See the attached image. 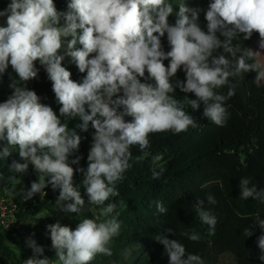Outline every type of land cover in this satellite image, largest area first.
Masks as SVG:
<instances>
[{"label": "clouds", "instance_id": "obj_1", "mask_svg": "<svg viewBox=\"0 0 264 264\" xmlns=\"http://www.w3.org/2000/svg\"><path fill=\"white\" fill-rule=\"evenodd\" d=\"M173 14L175 21L170 24L168 18ZM0 18H4L0 76L10 66L18 78L11 79L12 95L0 103V158L5 160L12 149H18L24 162L13 160L9 170L26 173L31 164L39 174L30 188L21 189L25 201L51 186L53 191L59 190L56 202L61 211L79 215L86 201L74 183L78 171L88 205L100 210L99 219L79 220L74 230L59 221L46 225L58 264H91L97 255H112L109 245L119 235L121 222L111 198L119 195L117 184L131 167L133 146L145 152L151 134L178 135L190 126L195 128L196 120L186 113L185 105L193 111L203 105L204 117L225 126L230 116L225 102L235 95L236 87L230 77L255 71V82L259 85L264 80V66L247 62L260 52L233 45L241 34L243 40H249L255 32L259 48L264 49V0H213L205 13L207 31L199 25V9L181 2L174 12L168 0H69L66 11L58 10L54 0H10L0 10ZM165 34L170 46L167 52L161 42ZM66 56L80 73H86L80 82L71 79L72 73L62 66ZM37 61L52 82L61 105L59 116L40 103L34 90L17 86L38 78ZM181 68L186 79L173 83ZM226 85V96L215 91ZM177 88L185 94L183 101L170 95ZM188 93L195 98L190 99ZM126 116L132 120L126 121ZM61 117H79L81 123L76 127L83 132L90 124L95 129L86 169L71 166L82 159L76 155L69 160L78 152L82 137L62 123ZM161 159L160 155L152 159L159 168L152 169L154 180L164 174ZM8 179L15 181L12 176ZM239 191L241 199L251 197L264 204V189L250 186L249 178L239 180ZM206 199L208 204H216L213 195ZM193 207L201 223L215 234L218 219L205 207V200L197 198ZM156 208L159 213L167 212L159 201ZM255 221L264 232V219L257 216ZM252 234L251 228L245 229L247 237ZM174 235L172 228H165L155 236L168 264H205L201 255L187 252L183 243L169 238ZM181 235L193 242L202 238L195 229ZM257 243L258 258L264 261V234ZM25 244L33 255L23 264H53L47 257L40 258L44 247L32 236Z\"/></svg>", "mask_w": 264, "mask_h": 264}, {"label": "trees", "instance_id": "obj_2", "mask_svg": "<svg viewBox=\"0 0 264 264\" xmlns=\"http://www.w3.org/2000/svg\"><path fill=\"white\" fill-rule=\"evenodd\" d=\"M68 2L69 0H54L60 11L67 10ZM168 2L172 3L174 12L178 11V5L171 0ZM0 5L7 7L3 0H0ZM205 13L199 12L198 22L202 30L207 31ZM168 19L170 24L174 23L175 15ZM255 39H260L258 33L254 32L249 40H243L241 34L240 38L233 40V45H239L242 50L249 49ZM161 42L164 51H169L166 34ZM247 62L258 63L255 57ZM164 63L167 66L169 61L165 60ZM36 66L40 69L38 78L26 84L18 83L17 86L34 90L40 97V103L50 106L59 116L61 105L52 90V82L38 61ZM62 66L72 73L71 79L74 81L80 82L86 75L79 72L70 57H65ZM145 75L147 76V72ZM256 76L255 71H249L239 77H230V83L236 87L235 95L225 102L230 113L225 126H217L204 117L203 105L195 111L190 105H185L186 113L196 120L195 128L190 126L186 132L178 135L171 132L151 134L150 147L145 152H141L138 146L130 149L131 167L125 172L124 179L117 184L119 195L111 198V202L117 205L116 212L119 213L118 220L121 222L119 235L109 245L112 255H97L91 264L110 261L115 264H168L163 246L155 240V236L165 228L174 230L175 235L169 238L183 243L187 252L201 255L205 264H218L220 257L226 253L232 255L236 264H264L258 258L260 250L257 243L258 237L264 232L255 221L257 216L264 219V204L251 197L248 200L241 199L239 191V180L242 177L249 178L250 186L255 184L257 191L264 189V80L258 85L255 82ZM11 79L18 80L9 66L7 72L0 76V103L12 95L13 89L9 87ZM140 79L141 82L154 83L152 80ZM176 79H186L182 68L172 78V82L175 83ZM215 91L226 96L228 86ZM170 95L183 101L185 94L177 88ZM187 95L190 99L195 98L193 93ZM125 120L131 121L132 117L126 116ZM61 121L82 137L78 152L69 157V160L76 155L82 159L79 165L71 166L74 169H86L95 129L90 124L87 132L81 131L76 127L81 123L79 117L66 120L61 117ZM12 151V155L5 160L0 158V196L10 197L17 205L18 212L15 224L8 228L0 226V255L8 261L13 260L20 264L17 253L9 245L18 233L19 224L43 213V218L36 220L42 230H46V225L57 221L62 226L71 228L84 218L99 219L100 210L96 206L88 205L82 185V173L78 171L74 174V183L86 201L79 215L61 211V205L56 202L59 190L53 191L51 186L43 190L46 195L42 191L31 200L25 201L20 196L21 189L30 188L31 182L37 181L39 174L31 164L26 173L10 171L9 165L13 160L24 162L18 155V149ZM156 155L162 157L159 165L164 168V174L158 180L152 178V169L159 170L152 163ZM9 176L15 177V181H9ZM209 194L215 197L216 204L207 203ZM197 198L205 200V207L217 217L215 234L209 232L208 226L202 224L196 214L193 204ZM157 201L164 205L166 213L157 211ZM246 228H251L253 232L249 237L245 235ZM191 229L200 233L202 238L199 242L190 241L181 235ZM135 246L137 250L132 252L127 262H123V253Z\"/></svg>", "mask_w": 264, "mask_h": 264}, {"label": "rangeland", "instance_id": "obj_3", "mask_svg": "<svg viewBox=\"0 0 264 264\" xmlns=\"http://www.w3.org/2000/svg\"><path fill=\"white\" fill-rule=\"evenodd\" d=\"M7 4L10 2V0H3ZM174 4L178 5L181 2H186L187 5L191 8L199 9V12H206L209 8V5L213 0H171ZM6 7H3L0 5V10H3ZM0 26H4V18H0ZM259 39H255L249 46V49L253 50L254 52H260L259 55L254 56L256 61L264 66V49L259 48ZM80 45H77L79 47ZM63 54V50H61V53ZM263 81V80H261ZM19 183H21L19 181ZM98 214V213H97ZM44 214H40L35 219H32L26 223L19 224L18 226V233L14 235L13 241L9 243L12 250L15 251L18 255V260L20 261V264H23V261L28 259L33 255L32 250L28 247H26L25 241L29 236H32L33 239L36 240V243L40 246L44 247V253L43 256L40 258L47 257L50 260H53V264H58V261H56V252L51 246V239H50V233L47 232V230H42L36 220L39 218H43ZM10 220L4 219L2 222L0 221V226L2 227H9ZM4 226H3V225ZM77 224H73L71 228L74 230ZM34 234V235H33ZM137 250V247H132L127 252L123 253L122 260L123 262H127L132 254L133 251ZM103 256V255H98ZM0 264H19L16 261H8L6 257L0 255ZM103 264H115V262H108ZM218 264H236L234 258L231 254L226 253L222 255L219 259Z\"/></svg>", "mask_w": 264, "mask_h": 264}, {"label": "built area", "instance_id": "obj_4", "mask_svg": "<svg viewBox=\"0 0 264 264\" xmlns=\"http://www.w3.org/2000/svg\"><path fill=\"white\" fill-rule=\"evenodd\" d=\"M17 212H18V207L10 197L0 196V221L1 222L2 220L8 218L11 222L10 225L15 224L16 223L15 216ZM5 228H8V227L6 226Z\"/></svg>", "mask_w": 264, "mask_h": 264}]
</instances>
